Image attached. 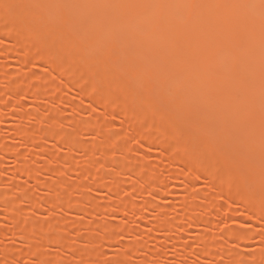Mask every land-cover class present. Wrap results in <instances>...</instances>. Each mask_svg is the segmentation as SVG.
<instances>
[{
  "label": "bare ground",
  "instance_id": "obj_1",
  "mask_svg": "<svg viewBox=\"0 0 264 264\" xmlns=\"http://www.w3.org/2000/svg\"><path fill=\"white\" fill-rule=\"evenodd\" d=\"M1 23L0 130L7 126V134L0 137V186L7 191L0 187V264H62L64 252L76 264H104L95 250L74 251L66 235L110 215L123 223L85 239L90 248H120L106 264H128L130 255L151 264L170 251L176 264L189 258L190 264H264V0H0ZM10 60L15 71L4 65ZM42 98L66 106L70 116L24 112L25 100ZM113 110L116 132L105 121ZM8 119L17 123L8 126ZM64 123L68 131L58 129ZM124 137L149 158H128ZM113 151L122 159L109 168L123 180L93 160L105 163ZM8 160L13 166L6 172ZM164 161L163 175L144 177L148 165ZM65 169L75 181L61 180ZM196 181L226 204L208 196L193 202ZM166 182L178 183L183 196L171 218L160 205L173 195ZM21 183L45 193L34 195ZM62 213L72 217L68 224L39 219ZM222 214L233 226L223 231V245L206 233L216 216L225 220ZM247 219L261 231L244 226ZM188 234L196 236L193 246L180 242ZM255 237L249 258L233 250Z\"/></svg>",
  "mask_w": 264,
  "mask_h": 264
},
{
  "label": "rangeland",
  "instance_id": "obj_2",
  "mask_svg": "<svg viewBox=\"0 0 264 264\" xmlns=\"http://www.w3.org/2000/svg\"><path fill=\"white\" fill-rule=\"evenodd\" d=\"M3 26V23L0 24V28ZM0 45H1V41H0ZM12 61V60H10ZM6 62L4 65L7 66L6 69L9 68L10 71H15L16 68H15V63L12 61V62ZM9 65H6L8 64ZM34 72L37 73V74H40L42 73V71H40L39 69H34ZM49 76L50 80L52 81L53 84L55 85H58V86H62L61 84V81L58 80L56 77L54 76H50V75H47ZM0 89H3V84L0 83ZM64 89H66L65 87L62 86V90L65 91ZM68 91V90H67ZM25 103V107H24V112L25 113H35V112H38V113H45L49 110L51 111H54L57 113V115L61 118V117H64V118H68L70 116V110L69 108H67L66 106H56L54 104H51V103H47L46 99L45 98H42L38 103L36 104H32L29 99L25 100L24 101ZM113 113L114 115L112 117H105V121L109 124L108 125V128L109 130H111L112 132H116L118 131V124H119V114L118 113H115L114 110H113ZM80 117L82 119H90L87 115H80ZM103 117V116H102ZM104 118V117H103ZM104 120V119H103ZM17 123V122H16ZM13 119H8L7 120V125L8 126H14V124H16ZM23 125L26 126L27 123L26 122H23ZM7 129V126L0 130V137L1 138H4L5 135L7 134L5 131ZM58 129L59 130H62V131H68L70 129L69 125L64 123V124H59L58 125ZM5 130V131H4ZM90 135L88 134H82L80 137L82 140H87L89 138ZM123 141L124 143H126L127 145L130 146V150L128 152V158L130 159H133V160H139L141 162H145L149 157L146 155L145 152H147V150H145L144 148H142L140 145L138 144H134V142L132 140H130L129 138H126L124 137L123 138ZM148 153V152H147ZM174 154H176L178 156V150H174L173 152ZM62 155H65V152H62L61 153ZM73 157L76 159L77 163L84 167V159L82 156L78 155V153H75L73 155ZM106 162L104 163L103 160H101L97 155H95V157L93 158L94 161H96L98 163V165L102 164L101 165V169L104 173H109L111 174L112 177H114L116 180H123L125 179V174H122V173H118V172H115V171H112L110 168H109V164L108 162L109 161H113V160H121L122 157L119 153L113 151L111 152V155H108L106 158ZM9 161V160H8ZM164 163H167L166 161L162 162V163H159L158 165L156 166H151V165H148L146 170L144 171V177H149V176H152L154 173H159L160 175H163L165 173V171H167L168 167H166L164 165ZM13 166L11 160L9 162H6V164L2 167V169L6 170V172L8 171V169ZM166 167V168H165ZM11 169V168H10ZM89 170H92L90 167L88 168ZM47 176L46 175H42L41 176V179L44 180ZM5 178V177H4ZM8 178H6L7 180ZM76 177L71 173L69 172L67 169L64 170L63 174L61 175V180L64 182V183H71L73 181H75ZM5 180V181H6ZM84 181V179H82ZM167 184V188L171 191V193L173 194L172 196H169V197H166L164 198L161 202H160V205H162L164 208L167 209V217L168 218H171L173 215H172V209H174L179 201L182 199L183 196H181V194L177 193L175 190H176V187H178V183H172V182H166ZM21 185H23L24 187V190L25 191H29L31 193H33L34 195H37V196H41L42 193H45L44 190L42 189H32L30 186L26 185L25 183H21ZM1 190L2 191H7L6 188H5V185L1 184ZM225 191H227V189H224ZM191 196H192V201L193 202H196L197 198H199V196H202V197H205V196H208L210 198H213L214 200H216L218 203L222 204V205H225L226 203L223 201L222 198H220V196L218 194H215L213 189L212 188H209L207 187V185H205L202 181H196L195 185H194V188L191 190ZM12 198H18L20 199L22 197L21 193L20 192H11L10 193ZM103 195V194H102ZM125 195V193H121L120 197H123ZM101 197V196H100ZM99 197V198H100ZM197 197V198H196ZM105 197H103L104 199ZM137 200H141L139 199V197H135ZM102 199H99L97 202L98 203H103L104 200ZM134 200L136 201V203L139 204V201L137 200ZM224 213V212H223ZM67 213L63 214H58V216H52V217H49L48 215H40L41 217L39 218L40 220L42 219V221L44 222H50L51 219L55 218L59 221H57L58 224H68L72 217L68 214L66 215ZM149 215V214H148ZM153 212H151V214L149 216H147L148 218H153L152 217ZM208 217H207V216ZM204 216H200V217H197L198 220L200 219H204L206 220L205 218L207 217V219H212L213 215H209L206 214ZM223 216L225 214H222ZM236 215V214H235ZM242 215V214H241ZM237 215V218H245L244 215ZM77 217H82L81 214H76ZM206 216V217H205ZM230 216V215H229ZM232 216V215H231ZM215 217V216H214ZM220 216H216L215 218L221 220V218H219ZM225 217V220L224 218L222 217V222L220 221H217L214 222V224H216V226L210 230V231H207L206 233H208V236L213 238L216 242H218L219 244L223 245L226 243V239L224 237V232L226 230V232L228 233V229L230 230V228L232 229V225H228V220H227V215L224 216ZM34 216L32 217V220H33ZM230 218V217H229ZM78 219V218H77ZM116 219H119L118 218H114L112 219L111 218V215L110 216H107V218L105 217H101L99 218V216L97 217V219L93 220L95 226H92L90 229L88 230H84V229H79L78 231H75V234L77 236H75L73 234V232H69L67 235H66V238L67 240L70 242L71 246L74 248V251L76 250H82L84 248H86L88 250H95V254H96V259L99 258L100 261H104V264H106V262L108 260H112L111 258H113L114 255H118V254H121L120 251V248L118 246H113V245H102V246H99V245H96L95 247H89L87 246L86 242H85V239L91 235H94L95 233L99 232L98 229H108V228H117L118 226H120L123 222L120 221V220H116ZM214 219V218H213ZM246 219V218H245ZM248 220V219H247ZM245 220V224L244 226H251V227H254V229L256 228H259L258 231H261L260 230V226H256L255 228V225H252L253 222H250V220ZM213 222V220H211ZM225 221H227L228 223H226ZM247 221V222H246ZM220 224H219V223ZM249 222V223H248ZM129 227H135V225L133 224V221L132 219H129L125 222ZM247 223V224H246ZM8 224L6 223V226ZM218 225V226H217ZM259 225V224H257ZM246 227V228H248ZM243 228V227H242ZM191 230V229H189ZM242 230H245L247 231L246 229H242ZM248 230H252L251 228H248ZM225 232V233H226ZM188 233H190V231H188ZM196 232H193V230H191V234H195ZM191 234H188V235H191ZM196 236H193L191 235V237H187L186 235V239L185 240H180V242L182 243L183 241H185L184 243L182 244H185V245H188L190 246L189 243H191V245L193 246V243L192 241H194V239H192L191 241V238H194ZM130 238V237H128ZM128 238L125 237L124 238V242H127L128 241ZM175 239V238H174ZM252 240V241H251ZM258 241V242H257ZM6 242H8V240H6ZM247 242V241H246ZM245 242L244 243H241L240 246H243V245H246V246H243V247H240V249H244L246 248V250L242 251L240 250L239 248H234L235 245H233V250L238 252V253H242L243 256L246 258H249L255 251H256V247H258L257 243H259V238L255 237V238H252L250 239V241H248L247 243ZM13 243V242H11ZM229 243V242H228ZM227 243V244H228ZM11 245V244H9ZM14 245V244H13ZM146 246L149 248V249H156L155 248V243L152 242V241H147L146 242ZM230 246V245H229ZM232 246V245H231ZM118 247V248H117ZM45 253L47 252H53V250L51 248H45L43 249ZM249 250V252H247ZM168 253V254H167ZM164 254H167L166 256L165 255H162V254H158L157 257H155V261H153L151 264H167V262H169L168 264H176L175 261L178 260V258L176 256H174L172 254V252H164ZM172 256L176 257L173 258ZM63 257V260H62V264H76V260L73 256V253L71 252H64V254L62 255ZM141 260V257L140 255H130L126 258V261L128 262V264H137L139 263ZM190 258L186 260V263L185 264H190Z\"/></svg>",
  "mask_w": 264,
  "mask_h": 264
}]
</instances>
